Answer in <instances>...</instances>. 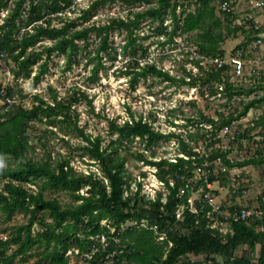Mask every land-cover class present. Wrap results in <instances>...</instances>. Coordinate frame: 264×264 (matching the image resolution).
Wrapping results in <instances>:
<instances>
[{"label":"trees","instance_id":"trees-1","mask_svg":"<svg viewBox=\"0 0 264 264\" xmlns=\"http://www.w3.org/2000/svg\"><path fill=\"white\" fill-rule=\"evenodd\" d=\"M8 1L0 0V11L8 7ZM75 1L11 0L12 5L0 23V63L10 65L14 79L30 78L33 67L37 65L32 76L34 84H37L48 71L49 59L56 52L65 55L71 68L77 53L89 47L90 37L95 33L100 37L99 43L93 50L94 56L92 51H88L86 58L88 62L96 59L89 79L97 81L99 69L104 67L101 52L112 57L109 35L115 29L126 28L129 44H133V26L144 17L158 22L162 28L159 32L168 34L170 40L180 33L201 29L199 52L205 56H224V50L220 48L224 37L207 27L210 21L216 26L222 23L211 0H154V4L147 9L134 12L133 20L112 18L103 24L87 25L83 23L89 21L93 11L107 0H94L72 17L68 13L77 12ZM191 4L195 7L191 8ZM166 14L171 19L169 29L163 26ZM230 15H226L229 23L227 33L240 29L238 25L231 26ZM252 34L249 33L237 49L251 42L255 38ZM45 39L51 44H42ZM44 55H47L45 59ZM195 63L203 70L200 59ZM228 69L225 64L208 72L207 82H211L215 91L218 86L215 88L214 83L219 86L224 84L222 90L228 99L252 91L235 87L226 73ZM125 71L131 74L133 85L139 77L149 74L176 81L174 76L154 63L141 65L139 59L128 63ZM201 77L192 76L191 83H198ZM79 90L77 92V88L73 87L67 96L60 98L53 93L52 101L35 94L32 106L26 107L16 104L15 87L0 83V100L3 101V110L0 111V160L8 162L6 167L0 168V182L3 181L0 220L9 221L19 211L29 214L27 221L18 224L9 237H0V264H29L33 258L35 260L31 264H70L68 251L72 249L73 253L77 250V254H83L90 264H264V231H257L245 221H237L230 225L233 232H223L212 226L214 220L210 219L209 213L217 215V212L213 211L208 199L198 202L193 210L188 202L189 186L180 192V188L193 176V170L206 162L213 163L219 159L228 168L264 163L263 150L259 152L261 156L240 162L230 159L229 151L222 147L214 148L210 153L197 151L179 134L156 129L152 117L146 120L142 116L135 118L133 114L122 124L112 122L111 131L117 136L103 144L104 139L100 135L92 136L78 124V114L73 106L80 99L77 94L84 95ZM262 101L264 95L243 102L242 109L237 113L221 115L218 119L205 115L201 110L199 116L214 126L216 131L213 129L210 132L215 135L223 127L247 115ZM35 122L59 127L60 132L80 137L82 141L75 146L70 144L69 139H60L65 146L79 151L78 156L94 159L101 168L102 176L94 171H78L71 164L72 157L69 155L58 153L53 156L48 140H44L42 135L38 136V143L31 142L29 129ZM260 122L264 123V115L260 117ZM47 130L54 131L52 128ZM205 133L208 131L202 128L201 133L189 135L198 142L205 138ZM135 137H139L146 147L177 137L180 149L187 157L153 160L144 152L132 153L130 145ZM38 146L45 152L40 158H35L33 153L37 152ZM127 153L157 167V175L166 191L157 192L154 198L145 197L141 193V182H136L134 190L132 175L126 169ZM35 180L41 183L37 191L25 185ZM216 180L217 176L210 173L201 182L206 187L207 182ZM225 182L229 179L226 178ZM84 188L85 192L81 193ZM47 189L66 192L69 201L47 197ZM128 222L134 224L127 226ZM36 224L39 225L37 230L34 229ZM242 244L257 251L256 260L248 254H236ZM189 254L203 255L206 262L183 260ZM219 258H222V263Z\"/></svg>","mask_w":264,"mask_h":264},{"label":"rangeland","instance_id":"rangeland-1","mask_svg":"<svg viewBox=\"0 0 264 264\" xmlns=\"http://www.w3.org/2000/svg\"><path fill=\"white\" fill-rule=\"evenodd\" d=\"M94 0H76V13H68L70 16L78 14V10L87 8ZM227 1L230 10H222L221 3ZM154 4L150 2H134L133 0H107L104 5L99 6L93 11L89 21L83 24H103L112 18L134 19V12L143 11ZM215 6V14L221 19V25L216 26L210 21L207 24L213 33H221L224 42L220 48L224 50V59L227 61L229 69L226 73L230 75V81L238 89L252 90L240 95H234L231 99L225 91L221 89L218 83H214L212 88L208 72L214 67L209 60V56L202 55L199 52V43L202 37L199 34L201 29L193 30L187 33H180L173 40L169 39L168 34L160 33L162 30L158 22H153L149 17L140 18L138 25L133 26V36L135 42L129 44V31L126 28L115 29L108 38L110 46L113 48L111 56L101 52L103 68L99 69L98 80L89 79L96 59L87 61L88 51L97 47L100 37L93 33L90 37L91 44L85 50L77 53L76 61L69 68L66 57L63 54L54 53L49 59L48 71L41 77L37 84H34L32 76L38 66L33 67L30 78L14 79L10 65L7 62L0 63V83L2 86L15 87L16 104H23L31 107L33 96L40 95L48 101H52V94L57 93L59 98L67 96L73 87L77 88L83 94H77L80 98L73 106L78 114V124L83 127L86 133L92 136L100 135L104 141L103 144L110 142L111 138L117 136L112 132L110 125L112 122L122 124L129 120L131 114L135 118L140 116L143 119L151 120L153 126L163 132H175L180 137L185 138L190 145L197 151L208 152L214 148L222 147L228 150V157L234 161H243L249 158L261 156L259 153L264 149V141L256 139L257 132L264 127L260 122V117L264 115V101L258 103L256 107L251 108L247 115L241 119L235 120L230 126H225L217 134L212 135L210 131L215 128L209 122L199 116V111L205 115L218 119L221 115L237 113L242 109L243 102L259 98L264 95V42L255 43L258 33L263 32L264 23L259 28L255 26V20L262 22L263 18L254 8L251 0H211ZM12 5L8 1V7L0 11V23L7 14ZM195 5L191 4V8ZM179 11V9H178ZM225 11V12H224ZM227 13H231L230 19L232 27L240 26V29L233 33H227L228 19ZM163 26L171 25V19L168 14L165 16ZM252 20V22H250ZM253 32V40L245 46L243 55L244 69L241 75L233 74L231 57L236 53L237 46L246 41L247 35ZM42 44H51V41L44 40ZM82 45V42L80 41ZM111 49H109L110 51ZM47 55H44L45 59ZM139 59L140 64L154 63L158 68L167 71L176 78V81L165 79L162 76L149 74L147 77H139L135 85L131 82V74L126 72V65ZM201 60L203 70L195 63ZM43 61V60H41ZM192 76H202L200 81L193 84ZM224 87V84H222ZM88 100H91L89 102ZM3 101L0 100V111L3 110ZM47 128H52L50 132ZM202 128L208 131L205 138L198 142L190 137V133H201ZM56 132V133H54ZM42 135L44 140H48L49 148L53 150V156L61 153L72 157L71 164L78 170L88 173L94 171L102 176V171L98 163L94 162L88 156H78L77 150L64 145L60 139L64 137L69 139L72 146L80 143L82 139L72 134L60 132L59 127L47 126L45 123L35 122L29 129L31 142L38 143V136ZM214 143H211V142ZM38 145V144H37ZM259 150V151H258ZM130 151L144 152V154L153 160L168 158L175 160L178 156H185L180 149V143L177 137H171L168 140H162L153 146L146 147L139 137H135L130 145ZM45 150L38 146L37 152L33 153L35 158H40ZM128 154V153H127ZM152 154H154L152 156ZM264 154V153H263ZM126 162L127 172L132 175V188L136 189V182H141V193L145 197L154 198L157 192H165L164 183L157 175V167L146 164L138 158L128 154ZM8 162L0 160V168L6 167ZM210 173L217 176L218 180L208 183L206 187L201 180ZM229 179V182L225 180ZM40 180L25 184L28 188L37 191ZM3 181L0 182V189ZM189 186L190 196L188 202L191 209L195 210L198 202H203L210 198L218 215L213 216L211 220L218 221L221 214L243 205H253L257 203L258 196L264 192V163L248 164L245 166H235L232 168L222 165L221 160L217 159L213 163L206 162L201 169H194L186 185L180 188L183 192ZM86 188L81 190L85 192ZM47 197L58 198L62 202H68L69 196L66 192L60 190H45ZM259 200V198H258ZM182 209V207L180 208ZM181 212H179L178 216ZM23 211L14 213L9 221L0 220V237H9L14 228L28 219ZM134 224L128 222L127 226ZM39 225H35L37 230ZM162 236H160L161 238ZM68 251L70 254V264H90L84 258L83 254H77V250ZM237 255L248 254L253 260L257 258V251L251 250L248 245L242 244L236 250ZM34 258L29 264L34 262ZM185 261L206 262L203 255L189 254ZM222 263V258H219Z\"/></svg>","mask_w":264,"mask_h":264},{"label":"built area","instance_id":"built-area-1","mask_svg":"<svg viewBox=\"0 0 264 264\" xmlns=\"http://www.w3.org/2000/svg\"><path fill=\"white\" fill-rule=\"evenodd\" d=\"M253 3L254 8L260 13L262 16V22L259 20H255V26L259 28L261 24L264 23V0H251ZM222 10L229 11L230 6L227 1H223L221 3ZM263 27V32L258 33L255 38V43H263L264 42V26ZM245 53V47L238 48L236 50V53L231 57V62L230 64L232 65V70L233 74L235 75H241L243 73L244 69V60H243V55ZM208 57V56H207ZM210 62L213 64L212 66L214 68H220L223 67L225 64H227V61L224 59V56H209L208 57ZM222 89V86H220ZM256 139L260 142L264 141V127L261 128L257 134H256ZM264 153V149H263ZM198 169H201V167H198ZM210 182H207V184ZM259 198V200H258ZM257 198V203L253 205H243V206H238L235 207L229 211H227L225 214H221L218 218V221H213V227H218L221 231L227 232L233 230L230 228V225L233 222L237 221H245L249 224H252L257 231H264V192L261 194V196H258ZM209 203L210 198L208 199ZM213 206V205H212ZM213 211L215 212L216 210L213 207ZM211 213H209L210 215ZM213 214V213H212ZM218 215V212H217ZM216 215V216H217ZM213 216H215L213 214ZM211 217V215H210ZM211 219V218H210ZM215 219V217H214ZM213 219V220H214Z\"/></svg>","mask_w":264,"mask_h":264}]
</instances>
